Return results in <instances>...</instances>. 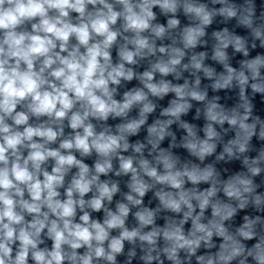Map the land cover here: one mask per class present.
Here are the masks:
<instances>
[{"label": "clouds", "instance_id": "9594fccd", "mask_svg": "<svg viewBox=\"0 0 264 264\" xmlns=\"http://www.w3.org/2000/svg\"><path fill=\"white\" fill-rule=\"evenodd\" d=\"M212 3L223 6L210 9L200 0H0V264H117L125 241L133 246L127 264L136 256L138 242L144 264H163L161 255L171 264H190L202 245L215 246L213 236L223 240L219 251L196 256L197 264H231L238 258L239 264H246L248 256L264 264V235H259L264 220L259 215H245L234 232L225 226L249 205L264 211V195L256 193L253 180L264 171V149L254 159L245 155L254 135L264 140V121L253 117L246 95L249 87L264 94V55L242 59L239 69L232 67L226 50L231 46L247 58L248 41L225 28L212 34L217 41L212 59L224 72L217 74L204 64L205 52L193 53L183 63L187 52L204 42L206 28L217 15L225 21L235 18L261 47L264 24L255 25L252 0H246V7L230 0ZM154 8L167 17L166 25L156 22ZM180 12L190 21L182 29ZM165 39L171 44L157 43ZM142 61L148 67L137 72L135 66ZM185 71L194 81L174 84L166 79L179 80ZM201 72L213 80V91L238 88L240 103L228 109L218 103V96L208 99L207 90L200 87ZM133 79L140 87L116 99L122 82ZM169 93L174 98L160 113L167 119L147 127L149 159L144 155L147 145L131 144L129 137L137 135L155 111L153 98ZM191 101L204 104L203 110L197 109V117L202 111L206 121L204 138L195 125L181 119L192 108ZM133 109L138 116L129 118ZM110 117L121 120L114 130L107 124ZM174 123L186 132L180 146L201 164L222 140L215 125L227 123L235 137L223 145L216 160L242 158L247 171L221 180L213 164L201 167L182 161L170 150L176 146L170 130ZM65 128L71 131L66 134ZM166 137L172 138V145L160 148ZM129 149L131 155L122 154ZM93 155L96 159L89 166L84 159ZM113 172L129 177L128 191L114 209L110 205L121 192L119 181L101 180ZM188 183L192 187L186 188ZM201 183L210 187L201 191ZM150 191L159 202L155 208L143 206ZM220 191L228 202L218 198ZM209 208L212 218L205 223ZM101 211L103 220L94 219L92 213ZM161 212L182 218L166 216L160 227L156 219ZM130 214L137 221L132 228L126 223ZM114 230L118 235H112ZM258 235L252 248L242 243ZM46 240L52 242L50 248Z\"/></svg>", "mask_w": 264, "mask_h": 264}]
</instances>
